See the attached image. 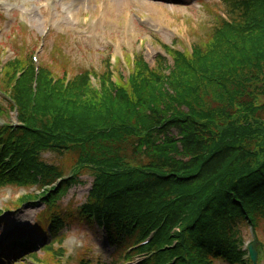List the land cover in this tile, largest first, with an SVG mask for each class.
<instances>
[{
    "label": "trees",
    "instance_id": "obj_1",
    "mask_svg": "<svg viewBox=\"0 0 264 264\" xmlns=\"http://www.w3.org/2000/svg\"><path fill=\"white\" fill-rule=\"evenodd\" d=\"M221 1L232 28L187 58L174 54L168 76L161 58L151 73L137 62L127 97L89 100L85 73L63 89L47 66L35 74L30 60L8 63L4 84L15 83L17 113L30 124L2 142L20 164L0 185L27 186L40 175L48 186L73 165L80 174L91 167L94 189L78 220L96 213L107 221L117 255L155 229L146 264H240L239 228L264 219V0ZM36 112L40 121L30 118ZM34 150L58 156L60 167H42ZM75 182L46 199L53 239L73 220L53 208Z\"/></svg>",
    "mask_w": 264,
    "mask_h": 264
},
{
    "label": "rangeland",
    "instance_id": "obj_2",
    "mask_svg": "<svg viewBox=\"0 0 264 264\" xmlns=\"http://www.w3.org/2000/svg\"><path fill=\"white\" fill-rule=\"evenodd\" d=\"M112 1L0 0L3 4L0 6V69L2 64L12 61L15 57L22 62L26 61L28 60L27 55L32 53L39 57L40 66H47L48 73L56 77H62V73L74 75L81 70H89V68L98 70L100 74L104 70V59L111 62L117 61L125 71L127 64L123 56L131 55L135 50H141L146 61L152 64L154 55L159 52L158 45L152 41L154 36L158 41L168 45L178 38L182 42L178 48L182 50L189 46L188 33H192L191 40L195 43H200L204 39L209 41L213 33L212 27L218 23L216 19H213L211 12H206L205 7L199 6V0ZM203 3L209 4L211 6L209 9L216 15L221 9L220 7L212 8L218 4V0H202ZM46 14L48 16L53 14L52 25L47 34L44 32L49 25L45 22ZM21 20L25 23L18 29L16 23L20 24ZM14 30H19L13 38L19 45L16 52L5 48L10 47L8 40ZM44 36L45 48L39 52L37 51L39 38ZM62 36L65 40L60 39ZM1 71L0 80L4 77V75L1 76ZM91 83L92 88L96 89V81L92 80ZM3 97L0 94V104L6 108V103L2 101ZM7 113V117H0L4 119L0 120V126L4 122L11 124L15 121V113ZM45 159L60 165L59 157L45 156ZM82 181L83 185L72 186L64 195L59 204L60 210L67 207L72 212L84 205V197L90 190L91 179L85 177ZM32 192H34L32 189L29 191L8 187L0 189V209L4 210L8 206V201L14 204L19 196ZM42 209L41 203L35 208L30 204H23L17 212L9 215L4 221L7 224L3 238L0 239V246L9 242V239L15 240L31 233L32 229L37 230L33 222L36 214L41 213ZM15 218L22 220L27 227H19ZM62 230L60 236L63 243L53 244L55 247L53 251H46L43 248L53 241L50 235L47 232H44L45 234L38 232V237L32 239L31 242L37 261L21 258L18 264H37V262L41 264H80L81 259H89L93 264H109L110 257H114L115 247L104 246L100 234L90 231L86 226H78L74 223L70 228ZM240 234L247 248L253 240L250 228H242ZM254 234L259 241L258 248L260 247V258L257 264H264V220L258 222ZM60 247L63 256L58 252ZM7 248L4 250L6 257L1 259L0 264H12L11 257L17 250L8 251ZM16 255L20 257L22 253L19 252ZM139 260L134 258L130 261L136 263Z\"/></svg>",
    "mask_w": 264,
    "mask_h": 264
},
{
    "label": "snow or ice",
    "instance_id": "obj_3",
    "mask_svg": "<svg viewBox=\"0 0 264 264\" xmlns=\"http://www.w3.org/2000/svg\"><path fill=\"white\" fill-rule=\"evenodd\" d=\"M15 222L18 224L19 227L24 228L27 227L26 224H24V222L22 220H20L19 218H15ZM5 232V225L3 223V219H0V239L3 238V234ZM39 235L38 231L36 229H32L31 233L25 235L24 237H22L21 242H28L31 239H35L37 238Z\"/></svg>",
    "mask_w": 264,
    "mask_h": 264
},
{
    "label": "water",
    "instance_id": "obj_4",
    "mask_svg": "<svg viewBox=\"0 0 264 264\" xmlns=\"http://www.w3.org/2000/svg\"><path fill=\"white\" fill-rule=\"evenodd\" d=\"M250 256L253 257V259H255V250H254V247L251 248L250 250Z\"/></svg>",
    "mask_w": 264,
    "mask_h": 264
},
{
    "label": "bare ground",
    "instance_id": "obj_5",
    "mask_svg": "<svg viewBox=\"0 0 264 264\" xmlns=\"http://www.w3.org/2000/svg\"><path fill=\"white\" fill-rule=\"evenodd\" d=\"M111 1H112V0H111ZM113 1H116V0H113ZM113 1H112V2H113ZM112 2H111V5H112Z\"/></svg>",
    "mask_w": 264,
    "mask_h": 264
}]
</instances>
